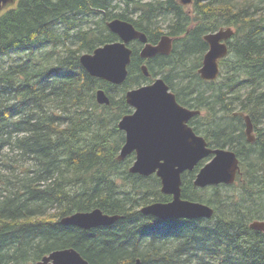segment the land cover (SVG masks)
Returning a JSON list of instances; mask_svg holds the SVG:
<instances>
[{
  "label": "trees",
  "instance_id": "trees-1",
  "mask_svg": "<svg viewBox=\"0 0 264 264\" xmlns=\"http://www.w3.org/2000/svg\"><path fill=\"white\" fill-rule=\"evenodd\" d=\"M192 5L188 12L179 0H16L0 11V264H35L64 248L90 264H264V232L249 227L264 220V0ZM96 16L94 26L83 27ZM113 18L130 21L149 42L163 34L173 40L169 54L150 59L139 56L141 43L130 42L121 85L92 77L79 61L118 40L106 26ZM222 26L234 30L228 54L217 79L203 80V36ZM157 76L180 104L201 111L189 121L193 130L239 159L229 185L194 186L207 158L181 174V197L210 205V218L141 214L140 207L171 196L155 174L129 172L134 153L117 159L125 140L117 123L133 110L125 92ZM99 88L108 105L97 103ZM239 112L253 123V142ZM231 187L235 195L224 197L221 190ZM95 208L120 217L91 229L60 223Z\"/></svg>",
  "mask_w": 264,
  "mask_h": 264
},
{
  "label": "water",
  "instance_id": "water-1",
  "mask_svg": "<svg viewBox=\"0 0 264 264\" xmlns=\"http://www.w3.org/2000/svg\"><path fill=\"white\" fill-rule=\"evenodd\" d=\"M9 1L11 0H0V9ZM179 1L183 5L191 2ZM106 26L118 36V40L98 46L92 52L82 53L79 57L81 65L92 77L121 85L128 75L127 66L132 55L129 43L132 41L142 44L139 51L142 59L171 52L173 40L167 34H163L156 43H152L148 41L146 34L137 30L130 21L113 18L106 22ZM233 33L232 27L226 26L204 34L203 39L208 44V49L197 70L201 79L207 81L217 79L220 72L219 60L227 56L226 41ZM141 70L144 76H149L145 63L141 65ZM95 99L98 104L110 103L108 94L102 88L96 90ZM125 101L133 110L123 115L117 123L118 129L125 135L117 159L122 161L134 153L129 172L142 176L155 174L160 179V191L171 196L169 201H155L140 207L141 214L162 221L210 218L214 212L210 205L181 197V174L193 170L201 160L209 157L196 173L193 179L194 186L205 188L232 184L240 173L236 153L225 147L209 146L205 138L193 130L189 121L201 111L180 104L161 77L128 89L125 92ZM239 115L244 120L247 140L253 142L255 136L250 117L242 112H239ZM119 217L120 215L107 214L100 208H95L64 216L60 223L91 229L111 225ZM249 227L264 232V220H253ZM35 264L90 263L74 248H64L51 251Z\"/></svg>",
  "mask_w": 264,
  "mask_h": 264
},
{
  "label": "rangeland",
  "instance_id": "rangeland-1",
  "mask_svg": "<svg viewBox=\"0 0 264 264\" xmlns=\"http://www.w3.org/2000/svg\"><path fill=\"white\" fill-rule=\"evenodd\" d=\"M16 0H11V1H9L8 3H5V4H3L2 5V7H1V9H0V11L1 10H3V9H5L6 7H8L9 5H11V4H13L14 2H15ZM241 1H243V0H241ZM193 0H191V2L190 3H188V4H185V8H186V10L188 11V12H191L192 11V9H193ZM121 9H122V7H123V5L121 4ZM121 9L119 10V11H121ZM134 17H136L135 15H133ZM98 19H99V16L97 17H95V19H93L92 20V18H89V20L87 21V22H85L84 24H83V27L84 26H86V27H88V26H94V23H95V21H98ZM171 20H172V17L170 16V15H167V16H163V17H161L160 18V21H159V25L162 27V29H163V31H167V26H168V24L171 22ZM223 27V26H222ZM220 28V27H219ZM218 28V29H219ZM141 47H142V44H141V46H140V49H141ZM140 51V50H139ZM203 57V56H202ZM203 59V58H202ZM202 64V63H201ZM201 64H200V66H201ZM199 66V67H200ZM220 68H222V67H220ZM157 77H159V76H157ZM156 77V78H157ZM147 84V83H146ZM215 88V87H214ZM244 121V120H243ZM135 157V156H134ZM209 160V157L207 158V160H206V162ZM237 187H231V188H229V189H222L221 190V192L223 193V196L224 197H230V195H235V193L237 192ZM209 192H211V191H209Z\"/></svg>",
  "mask_w": 264,
  "mask_h": 264
}]
</instances>
